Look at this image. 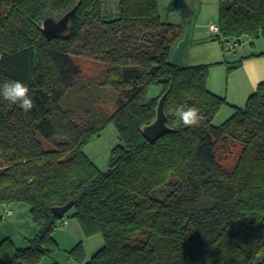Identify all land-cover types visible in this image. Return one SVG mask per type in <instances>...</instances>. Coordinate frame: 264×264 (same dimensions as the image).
<instances>
[{"label":"trees","instance_id":"trees-1","mask_svg":"<svg viewBox=\"0 0 264 264\" xmlns=\"http://www.w3.org/2000/svg\"><path fill=\"white\" fill-rule=\"evenodd\" d=\"M76 2L68 30L47 38L42 21ZM116 9L112 17L106 0H0V86L21 81L34 103L9 110L0 98V205L28 203L39 227L26 245L0 240V264H37L59 249L63 217L52 208L70 200L83 232L104 237L89 259L81 242L69 250L81 264H264V81L243 106L229 103L207 85L211 64L169 62L183 28L162 20L158 0ZM216 25L223 46L264 39V0H219ZM78 56L103 67L84 75ZM242 60L219 63L233 71ZM164 92L171 129L150 141L142 126ZM225 105L234 111L215 125ZM181 107L197 108L200 125L184 126L173 114ZM110 122L121 142L102 170L84 146ZM236 144L233 163H223Z\"/></svg>","mask_w":264,"mask_h":264},{"label":"rangeland","instance_id":"rangeland-1","mask_svg":"<svg viewBox=\"0 0 264 264\" xmlns=\"http://www.w3.org/2000/svg\"><path fill=\"white\" fill-rule=\"evenodd\" d=\"M106 1H108L109 9L114 13V15H110L112 17L118 16L116 7L119 0ZM158 6L164 22L180 23L182 28H184L188 18L194 15L193 34L186 55V65L212 63L209 68V81L213 76L214 89L222 87L225 97L229 86L228 75L232 71L227 69L226 63L217 61H235L244 54L264 48L262 37L251 38L248 36H242L240 42L234 48H231L230 43H225L223 46L221 40L216 38L217 31L211 29V24L216 25L218 23L219 0H158ZM106 15L108 16V14ZM198 37L202 38V41L197 40ZM75 58L83 74L87 76L98 74L103 67L102 63L85 56ZM221 65L222 68L219 67ZM218 70H221L220 74ZM160 90V86L153 85L148 95L156 96L160 93ZM231 97V99L235 98L234 93ZM229 100L228 98V102ZM245 103L246 100L242 106ZM6 106L9 110H12V107L17 106V104L8 103ZM233 111L234 108L230 105L223 106L215 115L213 123L215 125L222 123ZM119 142H121L119 132L114 123L110 122L101 132L91 137L90 141L84 146V151L100 169L106 170L109 166L111 151ZM240 148V144L232 145L231 152L223 154V163H233ZM0 213L2 214L0 240L10 237L17 245L23 246L39 229L31 216L30 205L26 202L15 201L7 205L3 203L0 205ZM53 235L59 243V249L50 256H45L42 259L43 264L53 263L54 261H58V264H78L69 255V250L78 242L82 243L87 259L91 258L104 244V237L101 233L86 235L83 232L79 220L74 216V209L68 210L63 218L59 220Z\"/></svg>","mask_w":264,"mask_h":264},{"label":"water","instance_id":"water-1","mask_svg":"<svg viewBox=\"0 0 264 264\" xmlns=\"http://www.w3.org/2000/svg\"><path fill=\"white\" fill-rule=\"evenodd\" d=\"M78 6V2H76L73 7H71L67 12L62 14L59 17H55L53 15H48L40 26L41 31L47 38H51L58 34L65 33L70 24V20L74 15ZM193 22L194 15L188 18L187 22H185V26L183 28L181 36L176 40L169 62L178 66L184 67L186 65V55L189 49V45L191 43L192 34H193ZM167 92H164L158 100V104L156 107V116L155 118L142 126V132L147 139L150 141H154L156 138L168 132L171 128L167 124V115L165 112V98ZM73 206V201L54 206L52 210L59 217H63L64 214ZM10 264V262L8 263Z\"/></svg>","mask_w":264,"mask_h":264},{"label":"crops","instance_id":"crops-1","mask_svg":"<svg viewBox=\"0 0 264 264\" xmlns=\"http://www.w3.org/2000/svg\"><path fill=\"white\" fill-rule=\"evenodd\" d=\"M199 37L197 40L202 41V38H199ZM199 43H202V42H199ZM242 57H243V60L239 68L230 72V74L228 75L229 86H228V91L226 93L227 94L226 97L230 99L229 102L235 105H239V106H242L245 100L247 101L249 95L257 89L259 82L264 81V48H261L259 51H252L247 54H244ZM217 62H220V61H217ZM219 67L222 68L223 66L221 65ZM218 71L220 74L221 70H218ZM215 73H218V72H215ZM213 80H214L213 76L210 78V81L208 77L207 85L210 88V90L224 96L223 94L224 91L222 87L214 89L215 85L213 83ZM233 93H234L235 98L231 99L232 98L231 96L233 95ZM21 264L23 263L21 262ZM37 264H43V260ZM49 264H53V263H49ZM55 264H58V261H56ZM78 264H81V263H78Z\"/></svg>","mask_w":264,"mask_h":264},{"label":"clouds","instance_id":"clouds-1","mask_svg":"<svg viewBox=\"0 0 264 264\" xmlns=\"http://www.w3.org/2000/svg\"><path fill=\"white\" fill-rule=\"evenodd\" d=\"M0 98L12 104L19 105L25 112H29L34 107L33 99L29 95V88L18 80L4 82L0 86ZM173 114L186 127L195 128L203 120V116L195 107H181Z\"/></svg>","mask_w":264,"mask_h":264},{"label":"built area","instance_id":"built-area-1","mask_svg":"<svg viewBox=\"0 0 264 264\" xmlns=\"http://www.w3.org/2000/svg\"><path fill=\"white\" fill-rule=\"evenodd\" d=\"M211 29L214 31H217V32L219 31L218 26L214 25V24H211ZM236 45H237V43H235V42L230 43L231 48H234ZM5 205H7V203H5ZM9 212H10V210H9Z\"/></svg>","mask_w":264,"mask_h":264}]
</instances>
